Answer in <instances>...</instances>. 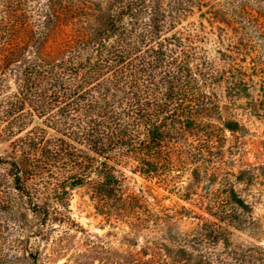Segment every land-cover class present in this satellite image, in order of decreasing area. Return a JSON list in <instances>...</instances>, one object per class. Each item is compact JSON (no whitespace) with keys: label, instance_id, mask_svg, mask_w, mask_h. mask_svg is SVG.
Returning a JSON list of instances; mask_svg holds the SVG:
<instances>
[{"label":"trees","instance_id":"obj_1","mask_svg":"<svg viewBox=\"0 0 264 264\" xmlns=\"http://www.w3.org/2000/svg\"><path fill=\"white\" fill-rule=\"evenodd\" d=\"M29 1H0L7 16L0 19V137L12 136L10 149L0 153V264L40 260L35 239L48 236V221L63 220L61 207L74 186L88 184L104 201L116 198L123 174L115 164L166 177L175 165L193 163L191 187L201 165L226 164L224 136L199 118L217 109L213 84L244 83L238 68L219 69L204 48L185 45L179 34L154 39L158 0H124L119 10L62 0L30 7ZM247 4L238 2L236 10ZM68 5L71 18L85 17L81 34L59 31ZM56 29L62 36L50 40ZM225 113L220 118L229 128L235 117ZM34 117L39 122L29 127ZM222 191H212L209 205L234 226L240 200L231 199L233 187ZM231 234L223 224L199 226L193 239L219 245L212 253L223 254L203 264H249L229 242Z\"/></svg>","mask_w":264,"mask_h":264},{"label":"rangeland","instance_id":"obj_2","mask_svg":"<svg viewBox=\"0 0 264 264\" xmlns=\"http://www.w3.org/2000/svg\"><path fill=\"white\" fill-rule=\"evenodd\" d=\"M62 1L78 8L102 3L119 10L124 0ZM158 1L162 9L153 21L158 26L154 39L179 34L185 45L204 48L201 53L219 69L235 67L244 73L243 86L229 84L228 88L224 81L213 84L211 91L216 96L211 100L217 109L209 117L199 118L214 123L212 128L224 136L221 144L226 164L218 168L201 165L193 187L189 181L194 165L188 162L193 157L185 165H175L166 177L143 175L132 163L115 164L123 174L116 198L99 199L88 184L69 189L67 204L61 207L63 220L48 221V236L35 239L40 257L36 264H203L205 257L222 259L223 254L213 255L221 251L219 245L213 249L193 239L204 222L223 224L232 232L229 242L247 256L249 264H264V0ZM243 1L248 2L244 10H236ZM28 3L31 7L35 0ZM71 10L68 5L62 19L58 17L57 24H63L59 31L81 34L85 17L71 18ZM1 17L7 16L0 12ZM57 31L50 32V40L62 36ZM10 86L12 89V80ZM224 104V113L234 116L237 125H222ZM33 122L29 127L39 119L34 117ZM11 140L12 136L0 137L1 154L10 149ZM225 186L234 189L231 199L240 200L235 201L239 219L235 227L220 221L209 205L216 198L212 191L216 188L223 194ZM25 263L32 261L26 259Z\"/></svg>","mask_w":264,"mask_h":264}]
</instances>
